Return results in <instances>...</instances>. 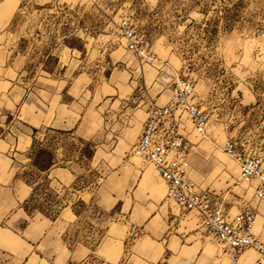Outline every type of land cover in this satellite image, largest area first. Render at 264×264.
<instances>
[{
  "label": "rangeland",
  "instance_id": "obj_1",
  "mask_svg": "<svg viewBox=\"0 0 264 264\" xmlns=\"http://www.w3.org/2000/svg\"><path fill=\"white\" fill-rule=\"evenodd\" d=\"M124 16L154 61L117 40ZM188 79L211 117L203 130L188 122L192 179L231 216L256 209L264 240V201L224 150L233 137L264 157V0H0V186L12 177L13 190L3 206L0 187V264H47L88 236L97 246L107 224L111 247L128 254L131 224L148 215L142 207L180 213L133 144L147 116L142 100L167 104ZM199 237L208 264H218L217 244ZM248 254L256 264L258 253Z\"/></svg>",
  "mask_w": 264,
  "mask_h": 264
},
{
  "label": "built area",
  "instance_id": "obj_2",
  "mask_svg": "<svg viewBox=\"0 0 264 264\" xmlns=\"http://www.w3.org/2000/svg\"><path fill=\"white\" fill-rule=\"evenodd\" d=\"M115 36L124 41L125 49L134 57L154 61L153 50L129 17L120 18ZM141 98L144 95H139L137 100ZM142 102L147 106V116L133 144V154L140 167H154L167 187L166 199L182 213L197 214L198 233L217 244V259L223 260L227 256L232 264H239L248 251H254L259 255L256 264H264V240L256 233L257 210L248 208L231 216L220 198L202 189L192 179L195 144L190 137L188 122L201 130L211 122L207 108L196 97V84L191 79L181 82L167 104L159 105L151 99ZM224 150L237 163L241 179L256 183L255 196L264 201V157L249 147L245 148L233 137L227 140ZM140 234L138 227H131L128 242L135 243ZM164 263L168 264V258Z\"/></svg>",
  "mask_w": 264,
  "mask_h": 264
},
{
  "label": "crops",
  "instance_id": "obj_3",
  "mask_svg": "<svg viewBox=\"0 0 264 264\" xmlns=\"http://www.w3.org/2000/svg\"><path fill=\"white\" fill-rule=\"evenodd\" d=\"M6 144L9 149L11 145L8 142ZM0 156L1 158H4L6 155L0 152ZM11 179L12 177L8 179V182H5L0 186L2 192L8 199V202H6V200L4 201L3 206H10V193L13 192L10 187ZM148 181V177L142 178L143 184H147ZM11 206H15L14 195H12ZM142 208L143 209L141 210H144V208L147 210L148 215L142 220V222L131 224V227H138L141 234L139 239L131 245L132 247L128 250V254L125 253V250L123 252H118L116 247H111L112 238L109 235L111 226L107 224L106 232L103 234L101 240H99L97 246L90 244L89 241L91 240V237L88 236L86 238L87 241L78 242L72 249H61L62 255L55 253L54 255L49 256L50 262L46 261L47 264H94L95 262L97 264H167L164 263L165 258H168V264H208L207 261L209 260L204 257V244H200L197 239H200V234L198 233L199 217L197 214H186L181 211L176 214L170 210L166 213L162 210V207ZM8 209H10V207H8ZM134 209L135 207H131L130 211L133 212ZM63 213L71 215L74 218L72 221H75L79 217L78 214L73 211V208H70L68 212V207H64L62 209V215ZM192 214H194V217ZM196 218L198 221L195 227L194 222ZM55 223L56 222H50L48 227L45 228L43 234L47 235V231L50 229L52 230ZM67 225L68 224L64 226V231L66 230ZM64 231L57 233L58 235H61ZM1 240L3 239L1 238ZM29 241L30 242L27 244L34 248L32 240ZM6 243L8 246L9 244L15 246L18 241L10 235L6 240ZM41 244L42 241H40L38 245ZM209 251L211 252V250ZM32 255L33 252L28 256V261L32 258ZM254 259L255 254L245 255L242 258L241 264H251ZM40 260L42 259L40 258Z\"/></svg>",
  "mask_w": 264,
  "mask_h": 264
},
{
  "label": "bare ground",
  "instance_id": "obj_4",
  "mask_svg": "<svg viewBox=\"0 0 264 264\" xmlns=\"http://www.w3.org/2000/svg\"><path fill=\"white\" fill-rule=\"evenodd\" d=\"M150 170H153V169H150ZM154 171V170H153ZM155 172V171H154ZM246 255V254H245ZM244 257V256H243ZM223 262V260H219L217 259V263L221 264Z\"/></svg>",
  "mask_w": 264,
  "mask_h": 264
},
{
  "label": "trees",
  "instance_id": "obj_5",
  "mask_svg": "<svg viewBox=\"0 0 264 264\" xmlns=\"http://www.w3.org/2000/svg\"><path fill=\"white\" fill-rule=\"evenodd\" d=\"M50 169V166L47 168V170Z\"/></svg>",
  "mask_w": 264,
  "mask_h": 264
}]
</instances>
